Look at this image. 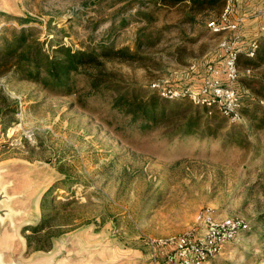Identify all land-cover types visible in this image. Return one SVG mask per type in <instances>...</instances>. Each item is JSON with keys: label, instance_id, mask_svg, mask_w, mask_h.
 <instances>
[{"label": "rangeland", "instance_id": "obj_1", "mask_svg": "<svg viewBox=\"0 0 264 264\" xmlns=\"http://www.w3.org/2000/svg\"><path fill=\"white\" fill-rule=\"evenodd\" d=\"M225 6L226 0L205 8L190 1L0 0V37L26 28L49 49L129 46L135 58L104 59L95 71L146 93L153 83L195 91L204 65L221 64V41L233 35L209 26ZM244 9L237 0L235 11ZM0 83V168L14 182L11 192L23 195L15 205L24 210L21 236L17 228L0 233L7 260L164 263L170 249L152 239L201 234L211 214L241 217L249 228L204 264H264V129L241 124L245 144L221 136L168 139L164 128L142 130L112 109L110 91L90 92L85 73L57 91L7 72ZM231 125L224 121L225 129Z\"/></svg>", "mask_w": 264, "mask_h": 264}, {"label": "trees", "instance_id": "obj_2", "mask_svg": "<svg viewBox=\"0 0 264 264\" xmlns=\"http://www.w3.org/2000/svg\"><path fill=\"white\" fill-rule=\"evenodd\" d=\"M157 1L166 5L190 1L191 7L205 8L207 4L213 5L219 0ZM6 31L7 34L0 37V73L7 72L51 91L72 88L78 81L79 73H85L90 92L103 94L110 91L112 109L130 117V122L142 130L164 128L163 134L168 139L177 135L221 136L229 144H245L249 142L248 134L244 133L241 124H246L252 130L264 129V69L257 71L264 67V31L255 32L241 44L238 61L240 75L235 82L242 101L240 121H231L216 105L197 104L189 97H184L187 99L184 101H173L155 89L146 93L137 88L124 87L120 81L95 71L103 65L104 59L135 58L137 51L129 46L118 48L100 44L74 49L70 45L57 43L49 49L46 41L37 38L32 29ZM253 39L259 41V46L255 56L251 57L248 52ZM204 76V73L199 75L201 84L197 90L194 88L195 91H200ZM226 119L233 122L229 129L224 128ZM236 129L239 131L236 132Z\"/></svg>", "mask_w": 264, "mask_h": 264}, {"label": "built area", "instance_id": "obj_3", "mask_svg": "<svg viewBox=\"0 0 264 264\" xmlns=\"http://www.w3.org/2000/svg\"><path fill=\"white\" fill-rule=\"evenodd\" d=\"M236 0H226L225 9L219 21L209 23L210 29L215 34L236 32L232 36L221 41L220 54L221 64H205L204 82L200 91L195 92L190 87L178 88L175 86L153 83V88L170 99L189 97L197 104L216 105L231 121L242 119V101L235 82L240 75L238 65L241 50L240 28L243 19L236 16ZM257 16H264V10L259 11ZM259 41L253 39L249 43L248 54L255 56ZM195 67V65L193 66ZM2 84L0 83V90ZM205 229L203 233L187 232L178 236H169L162 239H152L153 246L168 247L165 264H204L215 255L219 254L224 247L233 241L242 231L249 228V223L241 217H217L207 214L204 219Z\"/></svg>", "mask_w": 264, "mask_h": 264}, {"label": "water", "instance_id": "obj_4", "mask_svg": "<svg viewBox=\"0 0 264 264\" xmlns=\"http://www.w3.org/2000/svg\"><path fill=\"white\" fill-rule=\"evenodd\" d=\"M6 169L0 168V233L6 229L17 228L18 235L21 231L20 225L17 227V218H19L24 210L15 205V201L21 198V193L11 192V188L14 185L12 180L6 181ZM0 264H23L19 261H9L6 258L4 251L0 250Z\"/></svg>", "mask_w": 264, "mask_h": 264}, {"label": "crops", "instance_id": "obj_5", "mask_svg": "<svg viewBox=\"0 0 264 264\" xmlns=\"http://www.w3.org/2000/svg\"><path fill=\"white\" fill-rule=\"evenodd\" d=\"M243 6H244V13H237L236 16L239 18L243 19V23L240 28V33H241V38L240 41L244 40L246 42L248 39H250V36L254 34L255 32L257 33L259 30L264 31V16H257L255 17L254 15L257 14L259 11L264 10V0H241ZM237 3V0H236ZM242 29V27H244ZM233 34L237 33L232 32ZM155 259L154 264H165L163 262H158ZM69 264H85L84 260L81 259L78 262H72V260H69Z\"/></svg>", "mask_w": 264, "mask_h": 264}]
</instances>
